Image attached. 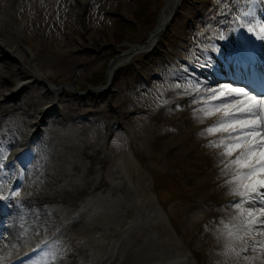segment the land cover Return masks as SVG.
Instances as JSON below:
<instances>
[{
	"label": "rangeland",
	"instance_id": "rangeland-1",
	"mask_svg": "<svg viewBox=\"0 0 264 264\" xmlns=\"http://www.w3.org/2000/svg\"><path fill=\"white\" fill-rule=\"evenodd\" d=\"M165 1L0 0V18L6 21L0 25V31L15 40L10 47L0 41V58L12 52L16 55L12 61L14 68L21 64L25 68L16 69L15 75L19 77H11L12 83L0 92V102L9 99L11 104L30 105L26 111H14L5 117V122L13 124L14 134L0 139V151L7 161L0 170L3 193L5 179L15 174V179H21L17 185L21 195L10 204L20 202L27 194L46 191L56 198L53 204H45L49 208L46 211L52 215L46 221L36 216L35 220L24 221L20 219L22 215L11 219L6 211H0L3 264H25L28 261L23 258L31 250L35 251L29 256L31 262L42 261L47 252L56 254L57 263L65 255L63 251L70 249L71 240L64 238L69 232L81 246L87 245L76 234L75 227L61 230L60 222L71 226L76 221L79 226L89 221L109 223L113 218L118 220L113 230H97L103 260L88 264H146L185 252L193 259L187 256L181 264H264L262 244L257 239L264 235L258 231L264 226L258 222L238 234L243 239L232 238L236 251L224 254L226 241L222 233L227 229L221 221L239 223V219L231 220L239 210L229 207L239 200L228 195L235 183L228 185L226 181L245 170L237 165L224 169V164L239 151L232 156H220L218 149L206 147L210 140L218 141L228 133L200 135L222 113L200 123L194 118L193 109L204 105L191 102L196 93L183 100L185 89L174 88L177 83L186 85L192 81L206 86L233 83L257 94L264 92V70L257 74L247 64L238 67L235 74L246 71L248 76V71L253 72L252 84L240 83L224 72L230 68L227 66L230 52L238 45L249 44L250 35L243 29L235 30L233 23L239 10H247L249 6L235 0H184L167 33L161 35L166 40L163 50L155 55L153 50L138 54L119 67L127 70L122 68L124 72L118 77L107 76L101 85L93 82L95 73L107 63L108 69L112 61L132 49L131 44L145 40L154 23L157 24ZM146 7L149 10L145 11ZM254 11L258 17H264V3L257 0ZM142 15L140 21L135 19ZM120 19L135 21L136 25L121 24ZM118 30H123L124 41L118 39ZM260 50L264 51L263 47ZM33 74L40 79L36 80ZM85 83L88 88L83 90ZM46 84L52 87L50 92ZM141 99L146 100L149 112L142 110L144 105L138 102ZM70 104L74 113L84 116L81 119L84 129L77 131L79 119L72 111L65 120L48 118L32 137V150L20 156L24 167L15 171L13 162L8 161V146L17 141L23 143L32 124L43 113L66 111ZM165 107H170L169 121L157 117ZM33 109L39 112L37 116L33 115ZM37 128L34 127L35 131ZM224 142L232 143L227 139ZM200 143L206 147L205 152L201 151ZM97 148L104 163L92 173L91 162L83 151ZM109 161H115L112 167L120 173H107ZM25 165L31 168L25 170ZM125 165L131 168L130 174L122 170ZM102 177L107 181L105 186L82 192L80 186ZM50 181L56 183L52 188ZM32 210L35 214L39 211L40 216L46 215L39 207ZM82 210L84 220L81 216L70 219L72 213ZM9 227L16 238L9 239L3 234ZM20 235H30L34 244H26L18 238ZM242 247L247 250L241 251ZM195 253L199 259L194 257ZM48 259L51 261V255ZM63 264L69 263L64 260Z\"/></svg>",
	"mask_w": 264,
	"mask_h": 264
},
{
	"label": "snow or ice",
	"instance_id": "snow-or-ice-1",
	"mask_svg": "<svg viewBox=\"0 0 264 264\" xmlns=\"http://www.w3.org/2000/svg\"><path fill=\"white\" fill-rule=\"evenodd\" d=\"M235 2L237 4L243 2L249 6L247 10L241 8L239 14L235 15L233 20L235 30L243 29L256 41L264 42V17H258L254 11L257 0H235ZM259 2L264 3V0ZM220 39L224 37L221 36ZM181 87L185 89L186 95L196 93L191 101L193 104L204 105V107L193 109V116L200 123L204 122V118H211L218 112L222 113V116L205 128L200 135H214L218 132L228 133V135L221 137L218 141L210 140L206 147L223 148L224 150L219 153L220 156H232L234 152L239 151L234 159L224 164V169L237 165L245 170L237 172L232 179L226 181L228 185L235 183V186L229 189L228 195L239 197V200L229 205L230 208L239 210L231 220L236 221L244 214L249 217L246 222L245 220H240L239 223L221 221L227 229L226 233H222L226 241L224 254L227 255L228 251H236L231 244L232 238L243 239L238 234L257 222L264 226V92L257 94L245 86L233 83L206 86L203 82L189 81L186 85L179 83L174 85L177 89ZM202 91L205 95H200ZM164 103L168 102L164 101ZM225 139L232 143L225 144ZM3 168L4 164L0 163V170ZM10 195L19 197L21 193L11 191ZM8 199L9 196L3 193V183L0 181V201ZM257 213L259 216L256 215ZM258 231L264 232V227ZM246 250V247L241 248V251ZM49 255H51V261L57 259L55 253L46 252L42 261H33L32 264H50ZM236 255L239 253L237 252ZM3 259L0 257V264H3Z\"/></svg>",
	"mask_w": 264,
	"mask_h": 264
},
{
	"label": "bare ground",
	"instance_id": "bare-ground-1",
	"mask_svg": "<svg viewBox=\"0 0 264 264\" xmlns=\"http://www.w3.org/2000/svg\"><path fill=\"white\" fill-rule=\"evenodd\" d=\"M182 1L183 0H167L166 1L165 6L160 13L159 20L155 26V29L148 33V35L145 37V40L143 42H141L139 44H132L131 45L132 49H129L128 51H126L122 55V57L111 62L109 69H108V74L110 77H112L115 70L120 65H122L126 62H129V61H132L136 55L151 49L152 45L156 42V39L157 38L159 39L160 35L164 32V30L167 28V26L172 22L171 18H172V13H173L175 5L180 4ZM5 22L6 21L4 19L0 18V25L6 24ZM31 39H32V41H30L31 46H34V39L33 38H31ZM0 41H3L4 44L8 47L15 44L14 38L5 36V34L1 33V31H0ZM253 42H257L260 45L264 44V42L256 41L255 39L253 40ZM1 46H2V44L0 45V48H1ZM17 48L18 47H16V49ZM239 48H242V50L239 51L238 50ZM238 49L236 50L237 55H239V56L243 55L245 57V60L249 63V66L253 69H256L255 61L251 59L250 45L248 46V48L247 47L246 48L245 47H238ZM6 54H7L6 58H2V57L0 58V92L5 90L6 88H8V86L12 83L11 77H13V78H14V76L19 77L18 75H15V73H17L16 69H19L21 71H24V69H25L23 64L17 65V67L14 68L12 61H14L16 59V55L12 52H7ZM24 62H26V60ZM228 62H231V64H233L234 61L232 58H230ZM224 72L229 74L231 79L236 80V81H240V83H250V84L253 83L252 79L247 77V76L242 77L243 75L235 74V73H232L230 71L229 72L224 71ZM32 76L36 77V80L40 79V77L37 74H33ZM46 86L48 87L47 91L50 92L52 90V87L48 86V84H46ZM189 97H190V95H186L184 97V99H189ZM7 98H9V96H7ZM8 100H5L3 103L0 102V139L3 138L6 134H14L13 128H12L13 124L10 123L9 121L5 122V119H7L5 117H8L14 111H18V110L26 111V110H28L27 108L30 106L29 104H27V106L26 105L24 106V104L19 103V102L15 103V104H11L8 102ZM61 101L62 102L65 101V98H61ZM30 109H32V107L29 108V110ZM73 110H74L73 106L70 104L69 106H66V111L57 110V112L56 113L54 112V114H51L52 111H46L45 113H43L42 118H40L37 122L32 124L33 125V126H31L32 130H30L28 132V136L30 135L31 138L36 136L39 133L40 125L44 121H46L48 118L50 121H55L56 119H59V118H61L60 120H65V119H68L69 116H71V111L74 115H76V118L79 119L76 121V126H77V131L81 132L85 127V124L82 121L84 116L81 114L74 113ZM33 111H34L33 112L34 116H37L39 114V112L37 110L33 109ZM170 116H171V114L167 110H164L160 114H158L157 117H162L163 119H165V121H169ZM6 126H7V128H6ZM36 126H38V128L35 131L34 127H36ZM187 139L188 138L186 137V140ZM27 142L28 141H26L25 143H22V144H20V142H14V143H17L18 146H21V147L15 148L9 156V158H12L13 162H15V164L13 165L14 169L17 168L16 166H20L22 164L20 161V158H19V156H20L19 154H21L26 149L25 144H27ZM199 147L201 148V151H203V152L206 151V147H204V145L202 143L199 144ZM223 150H224L223 148L218 149L219 153ZM83 152L82 153L85 155V157L88 158L89 161L91 162L89 172L94 173L97 170V168L99 169L100 167H102V163H104V159L101 156L102 152L99 148L95 149L92 152H90V151L89 152L83 151ZM5 158H6L5 154H3L0 151V163H5L6 162ZM71 163H73V162H71ZM114 164H115V161H109V163L106 164L107 173H109V174L120 173L119 171H116L112 167ZM7 165H10V164H7ZM22 165L24 166V163ZM30 168H31V166L25 165V170H28ZM74 168H78L77 165H75ZM122 170H124L127 174H130L131 168L130 167L128 168L125 165L122 167ZM4 182H6V189H7L8 184L15 183V190L14 191H18V189L16 187L18 184L21 183V179H15V174H12V175L8 176ZM114 182H116L115 179H114ZM53 184H56V183L50 181L49 185H51V188L54 186ZM106 184H107L106 179L104 177H102L98 181H95V178L90 183H89V181H87L85 184H83L80 187H82V192H87L91 188H93L94 190L101 189ZM47 188H48V186H47ZM66 192L71 193L72 190H66ZM199 192L201 193L202 191L200 190ZM16 198H18V197H9L8 200L0 201V211L1 210L6 211V213L8 214V218L12 219V218H16L18 215H22L24 217L20 216V219H22L24 221L25 220L29 221L27 218H32L33 220H35V219H37L36 217L45 219V221H46V220H50V217H52V215L46 211V209H48V211H49V208H47L45 206V204L46 203L47 204H53V202L56 200V198L51 193H49L48 191H46L45 193L27 194L22 198V200L20 202L10 204V201H12ZM62 201H65L64 198ZM4 204H5V207H4ZM38 207L41 208L42 211H46V212H44V213H46V215L40 216L39 211L37 212V214H35L34 210H32V209H36ZM43 207H46V208H43ZM28 209H31V211ZM84 213H85L84 210L77 212V213H72L70 215V219L81 216V217H83V220H84V216H85ZM113 219L114 220H112L109 223L107 221L104 222L103 220L82 222L81 224H79V226L77 224H75L76 221L71 226H68L65 221L60 222L58 225L62 226L61 230H65V229H68L70 227H75L74 230H75L76 234H80L86 240L87 245L81 246L79 244V242L75 239V237L72 235V233L69 232L67 235H65L64 238L67 240H71V246L69 247L70 249H65L63 251L65 253V255L63 254V256L58 259L57 263L63 264L64 260H67V262L69 264H88L90 262L100 263L103 260L104 255L100 249V247H101L100 244H97V241L101 242L99 237H98L99 234H98L97 230L105 229L106 232H108V230L111 229L113 226L115 228V225L118 224V220L116 218H113ZM247 219H249V217L247 216V214H244L243 216H241L239 218V222H240V220H245V222H246ZM110 223H111V226L109 225ZM76 226H78V227H76ZM111 230H113V229H111ZM253 233H255V232H253ZM3 234L7 235V237L9 239L10 238H12V239L16 238V236H17L16 233L13 231V229H11L10 227H9V229L5 228ZM254 236H256V235H254ZM20 237H18V238L21 239L26 244H34L33 238L30 237V235H25V236L20 235ZM257 239L261 242L260 244H262L261 250H262V256L264 257V235H260V238L258 237ZM93 250H95V251H93ZM187 256H189L193 259V257L188 252H185L184 254L183 253H175V254H172L171 256L162 257V258H159L158 260H155L153 262L151 261V262H148L146 264H181L182 262H184L186 260ZM24 260L28 261V262H25V264L32 263L30 260V257H28V258L25 257ZM50 263L51 264H57L55 261H50Z\"/></svg>",
	"mask_w": 264,
	"mask_h": 264
},
{
	"label": "trees",
	"instance_id": "trees-1",
	"mask_svg": "<svg viewBox=\"0 0 264 264\" xmlns=\"http://www.w3.org/2000/svg\"><path fill=\"white\" fill-rule=\"evenodd\" d=\"M101 80H102V75H101V77L100 76L98 77V79L96 80V82L99 83V82H101Z\"/></svg>",
	"mask_w": 264,
	"mask_h": 264
}]
</instances>
